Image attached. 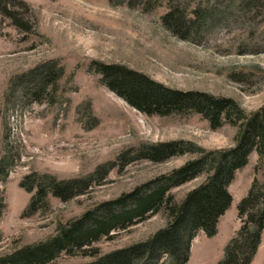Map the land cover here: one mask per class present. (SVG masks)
Wrapping results in <instances>:
<instances>
[{
  "label": "rangeland",
  "instance_id": "rangeland-1",
  "mask_svg": "<svg viewBox=\"0 0 264 264\" xmlns=\"http://www.w3.org/2000/svg\"><path fill=\"white\" fill-rule=\"evenodd\" d=\"M19 29L0 16V257L28 245L46 242L68 225L104 203L168 175L194 155L164 163L136 160L126 166L121 154L146 144L184 140L207 151L230 149L238 127L212 130L207 120L190 116H148L111 92L93 63L122 65L144 73L175 90L198 91L233 99L251 115L264 106V0L245 14L240 0H192L191 9L209 6L225 20L197 41H183L168 31L162 17L168 0L145 12L109 0H23ZM54 63L63 69L56 87L40 101L31 100L32 72ZM116 163L104 179L63 202L49 197L50 208L25 215L33 194L24 179L37 173L58 180L89 178L100 167ZM259 156L253 153L229 187L231 209L220 219L218 234L199 232L188 264H218L240 228L238 205L255 179ZM206 179L201 176L170 193L179 204ZM168 212L112 233L75 255L62 254L56 263L87 264L114 251L146 242L167 227ZM99 250V256L95 251ZM86 251V252H85ZM86 254H84V253ZM253 264H264V234Z\"/></svg>",
  "mask_w": 264,
  "mask_h": 264
},
{
  "label": "trees",
  "instance_id": "trees-1",
  "mask_svg": "<svg viewBox=\"0 0 264 264\" xmlns=\"http://www.w3.org/2000/svg\"><path fill=\"white\" fill-rule=\"evenodd\" d=\"M240 1V11L245 14L256 0ZM109 2L112 6L140 7L145 12L160 4L157 0ZM191 2L168 0V12L162 17L165 28L183 41H197L225 20L224 12L209 6L198 5L190 11ZM27 6L23 0H0V16L10 19L19 29L29 31L28 25L22 23L20 11ZM54 65L50 63L29 76L33 83L28 89L31 100L40 101L49 86L56 87L63 69H56ZM91 69L101 76L102 83L111 92L139 112L161 117L196 114L207 120L212 130L226 124L238 127L236 144L230 149L207 151L192 142L179 140L146 144L121 154L118 162L122 166L136 160L160 164L174 157H195L170 174L151 180L129 194L87 212L80 219L62 225L56 237L0 257V264H59L56 260L62 254L72 256L87 250L93 243L110 239L112 233L135 226L162 209L167 210L169 223L153 238L87 264H188L191 246L198 233L204 232L210 238L218 234L219 221L233 204L229 187L237 173L248 166L251 155L257 153L260 164L256 172H262V179L255 177L247 196L239 203L241 228L226 246L224 259L218 263L253 264L264 234V106L247 115L233 99L175 90L122 65L96 62ZM115 164L100 167L89 178L58 180L37 173L27 176L22 187L33 197L25 215L49 210L50 196L67 202L85 194L93 181L104 179ZM201 176H206L205 181L177 204L170 192ZM98 253L99 250L95 251L93 256H99Z\"/></svg>",
  "mask_w": 264,
  "mask_h": 264
}]
</instances>
